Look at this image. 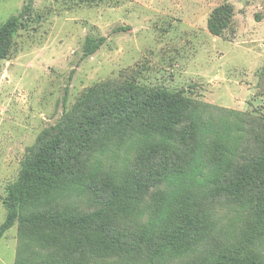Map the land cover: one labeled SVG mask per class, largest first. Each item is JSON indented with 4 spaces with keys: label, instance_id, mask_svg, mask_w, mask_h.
<instances>
[{
    "label": "trees",
    "instance_id": "1",
    "mask_svg": "<svg viewBox=\"0 0 264 264\" xmlns=\"http://www.w3.org/2000/svg\"><path fill=\"white\" fill-rule=\"evenodd\" d=\"M234 15L223 0L208 32L222 35ZM16 28L1 26L0 56ZM102 42L88 35L84 56ZM3 203L15 264H264V121L109 81L37 136Z\"/></svg>",
    "mask_w": 264,
    "mask_h": 264
},
{
    "label": "rangeland",
    "instance_id": "2",
    "mask_svg": "<svg viewBox=\"0 0 264 264\" xmlns=\"http://www.w3.org/2000/svg\"><path fill=\"white\" fill-rule=\"evenodd\" d=\"M222 2L0 0V28L17 24L0 56V225L29 148L88 89L130 81L264 121V0H230L232 23L214 36L207 19ZM88 35L103 42L84 56ZM231 212L230 220L240 214ZM17 247L14 224L0 238V264H15ZM255 251L264 258V243Z\"/></svg>",
    "mask_w": 264,
    "mask_h": 264
}]
</instances>
